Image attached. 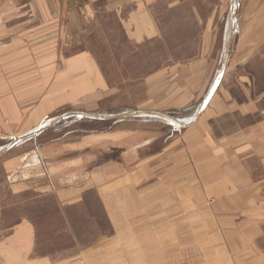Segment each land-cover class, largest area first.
Returning a JSON list of instances; mask_svg holds the SVG:
<instances>
[{"label": "crops", "instance_id": "0c3cea01", "mask_svg": "<svg viewBox=\"0 0 264 264\" xmlns=\"http://www.w3.org/2000/svg\"><path fill=\"white\" fill-rule=\"evenodd\" d=\"M159 2L0 0V264H264V0H219L210 23L194 5V20L205 24L199 56L149 77L153 118H130L64 148L43 138L64 117H106L100 104L113 88L83 43L92 21L102 10L112 14L123 35L142 44L166 35ZM218 20L228 41L211 58ZM121 136L131 151L145 146L144 165L127 152L122 166ZM67 146L70 161L51 173L70 180L67 187L12 180L22 159L53 165ZM91 155L105 163L93 172L84 167ZM29 190L52 196L66 226L84 212L99 220L97 210L109 232L86 243L75 233L76 252L65 258L39 252L41 209Z\"/></svg>", "mask_w": 264, "mask_h": 264}, {"label": "rangeland", "instance_id": "374dc122", "mask_svg": "<svg viewBox=\"0 0 264 264\" xmlns=\"http://www.w3.org/2000/svg\"><path fill=\"white\" fill-rule=\"evenodd\" d=\"M184 1L186 3L177 4L178 6L175 8H172V6L168 8L167 0H161V2L154 5V12L159 20V25L166 28V35L163 38L154 39L142 44H135L129 41L120 30L116 17L102 10L98 18L90 24L89 32L85 35L83 43L97 56L101 70L105 73L108 83L113 88L111 89L112 93L100 104L101 113L105 114L106 117L104 115L103 117L82 114L70 115L64 117L65 119L59 122L52 134L46 133L43 138L49 139L53 136L54 140H62L64 142L60 147H63L68 144L66 142H77L85 137L97 136L99 133L110 131L115 126L124 124V121H128L130 118H137L139 120L153 118L150 115L151 113H147L146 111L148 107L157 106L156 101L153 99L154 96L149 94L151 87L156 84H148L149 77L168 66L166 70L170 69L172 73L174 71L172 65L179 62L184 64L189 63L198 58L205 24L199 25L194 20L193 7L196 4V6L201 8L205 16L209 13L210 23L214 10L217 8V4H219V0ZM225 22L221 26L218 20L215 22L217 23L215 27L210 28L209 56L211 58H213L212 56H216V52H210L211 49L216 47L217 44L227 43L228 41V37L226 35L223 36L222 33L228 31V26ZM217 27L218 29L220 27V29L217 30ZM216 54L215 58H218L222 53L218 51ZM211 58L209 59L211 60ZM173 76L176 77L177 73L175 72ZM121 139L119 143L125 147L122 155V166H128L130 159L134 158L136 154L139 165L141 166V163L144 165L146 161V156H144L146 151L145 146L140 148L134 147L136 149H132L131 151L127 140L123 136H121ZM48 147L49 145L42 149L44 155H51V149H48ZM67 147L65 149H70L69 147L72 146ZM53 150L56 151L57 149L54 148ZM127 152H130L131 158L125 157L128 155L125 154ZM71 153H73L72 149L62 155H54L53 165L49 164V160L47 161L45 158L26 157L25 160L22 159L19 165L11 171V178L12 180L16 179V181L21 182V185L29 187V189L35 185L37 187V185L44 183L48 185L52 183L53 187L58 188L62 186L67 187V183L71 182L70 180H65L64 182L67 183L64 184L63 180L58 179V177L54 179L51 173H53V169H56L57 166L59 171L66 167L67 164L64 163L70 161ZM92 156H86L87 165L84 164L85 168L88 166L90 172L105 164L94 163ZM1 159L0 156V175L4 174ZM58 164L62 165L63 168ZM73 176L71 175V177ZM72 181L74 183L77 182L75 180ZM4 182L6 181L4 180ZM17 185V183L14 184V186ZM34 196H37L36 201L39 209H41V213H39L41 215V223L39 224L41 225V236L39 235L40 243L38 247V251L41 253H50L56 258H65L76 252L77 242L73 236L75 233L78 242L84 241L86 243L95 240L101 232L108 233L110 230L106 221L102 219L101 212L97 210L95 212L99 220L95 215H88L87 212H84L78 218L75 217L72 226H66L59 207L52 196H38V193L32 190L26 192V198H34ZM97 204L95 196H90V205L96 206L97 209ZM45 215L46 218L44 217ZM74 215H77V213L75 212ZM51 224L53 227H51Z\"/></svg>", "mask_w": 264, "mask_h": 264}]
</instances>
